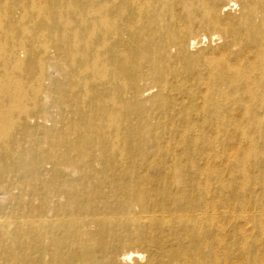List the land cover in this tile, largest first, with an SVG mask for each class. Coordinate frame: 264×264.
<instances>
[{
    "label": "bare ground",
    "instance_id": "obj_1",
    "mask_svg": "<svg viewBox=\"0 0 264 264\" xmlns=\"http://www.w3.org/2000/svg\"><path fill=\"white\" fill-rule=\"evenodd\" d=\"M82 185L130 244L109 264H264V0H0V264L94 263Z\"/></svg>",
    "mask_w": 264,
    "mask_h": 264
},
{
    "label": "rangeland",
    "instance_id": "obj_2",
    "mask_svg": "<svg viewBox=\"0 0 264 264\" xmlns=\"http://www.w3.org/2000/svg\"><path fill=\"white\" fill-rule=\"evenodd\" d=\"M54 114L56 116H58V112L55 111ZM156 119L157 122L161 119V117L159 116V114L156 112L153 114V119ZM156 122V121H154ZM165 130H163L164 132ZM44 137V136H43ZM161 135L157 134V139L158 141L161 140ZM154 144L151 142H146L145 145L140 146L139 150L138 148L135 150V153L133 154L134 157V161H136V166L140 171L141 168V159L142 156V152H147L149 154V156L147 158H145V162L143 161V163H147V162H151V163H158L160 165H165L170 164L168 162H170L169 156H168V151L170 150V147L167 146V144H163L162 143V148H155L153 147ZM227 146L224 142L221 145L220 149L225 152L228 153L230 152V149L234 148V147H230ZM187 159V158H186ZM221 160V161H220ZM164 161V162H163ZM230 163L229 162H225V159L220 158L218 159V161L215 162V164L213 165L216 170H222V169H227L229 167ZM235 166L232 165V168ZM130 168H134V170H137V168H135L134 164H129ZM230 170L227 173L224 174L223 178H221V180L223 182H225L227 184V188L226 189H222L220 187H217V185L213 186L212 188V192L213 195H215V197L217 198H226V197H231L235 192L238 193H242L244 191L243 187H242V179L237 178V173L236 171H238L239 169H234V170ZM29 169V168H28ZM102 169V168H101ZM100 169V170H101ZM183 170V169H182ZM31 171V170H30ZM141 172H145V170H141ZM153 176L156 177V174H154ZM27 183H30L32 178L30 176L26 177ZM154 178V177H153ZM117 180L119 178H116ZM98 180L100 181H104L107 184H103V187L101 188V194H103L104 196L106 195H112V192L114 191L111 187L112 184L110 186L109 182H113L115 181L116 183H120L123 186V189L121 190L120 194H122L121 198L119 199V202L121 203L122 200H124L127 195L130 192V188L127 187V183H125L123 180L122 181H118L114 179V175L108 179H106L104 176H101ZM135 181V183H138L139 180H133L131 181V183L133 184V182ZM115 182H113V186L115 187ZM87 186L82 185L79 188V193L83 194L84 196H86L87 200L89 202H92L93 205L90 206L89 208L86 209H82L78 215L81 218V221H83V224H79L78 226H76V233H81V234H85L87 233L86 230H91V229H95V231L93 233L95 234H91V237L89 240V251L91 252V255L96 259V261L92 264H109L108 263V259L106 256V250L108 249V247L112 246V245H116L117 250L121 251V250H125V249H129L130 248V244L128 241L122 240V234L119 233L118 228L116 227V225L114 224H104V223H100L97 221H94L93 219V212L96 211L97 209H102L103 211L105 210L107 213L111 212V206L105 205V199L104 197H102L100 194H95L93 192H91L88 188H86ZM151 188V187H150ZM149 188V189H150ZM152 190V189H151ZM173 191H176L177 188H173ZM46 192V190H45ZM45 194V193H44ZM50 201L56 202L58 200V198H61V196H53V197H49ZM62 203L65 204H69V200L68 198H62ZM118 202V201H117ZM119 203V204H120ZM53 205V204H51ZM71 206V204H70ZM100 210V211H102ZM122 240V241H121ZM71 242H75L76 239L74 237H71ZM62 248L59 247H53V245L50 248V252H49V256H47L46 259V264H52L53 262L59 263V260L61 259L62 255H64L63 250H61ZM131 249V248H130ZM85 256H82L80 259H78L76 261L75 264H87L85 263ZM91 264V263H90Z\"/></svg>",
    "mask_w": 264,
    "mask_h": 264
}]
</instances>
